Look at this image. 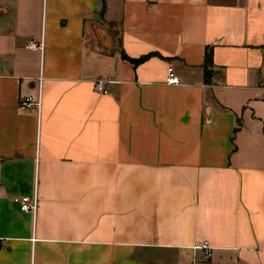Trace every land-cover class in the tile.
<instances>
[{
	"label": "crops",
	"instance_id": "0c3cea01",
	"mask_svg": "<svg viewBox=\"0 0 264 264\" xmlns=\"http://www.w3.org/2000/svg\"><path fill=\"white\" fill-rule=\"evenodd\" d=\"M192 262L264 264V0H0V264Z\"/></svg>",
	"mask_w": 264,
	"mask_h": 264
},
{
	"label": "built area",
	"instance_id": "2783aa9c",
	"mask_svg": "<svg viewBox=\"0 0 264 264\" xmlns=\"http://www.w3.org/2000/svg\"><path fill=\"white\" fill-rule=\"evenodd\" d=\"M42 46V42L39 41L34 42L30 41L26 45L28 48H40ZM41 77H39L38 83L40 84ZM180 81L178 75L174 72V69L172 66L167 67V77H166V82L168 84H178ZM97 87L101 90L102 89V84L101 81L97 82ZM105 92V91H104ZM42 105V100H41V95L40 92H38L36 97L33 96H24L19 99L18 102V108L21 110H35L37 115L40 113ZM14 200L19 203L20 209L23 211H34L36 208V198L35 197H29V196H20V197H15ZM193 248L195 249H202L205 253V256L210 255V246L206 242H196L193 245ZM185 264H195L194 262L192 263H185Z\"/></svg>",
	"mask_w": 264,
	"mask_h": 264
},
{
	"label": "trees",
	"instance_id": "16d2710c",
	"mask_svg": "<svg viewBox=\"0 0 264 264\" xmlns=\"http://www.w3.org/2000/svg\"><path fill=\"white\" fill-rule=\"evenodd\" d=\"M207 51H208V50H207ZM206 53H207V52H205V64L207 65V64H210V54H207V55H206ZM150 55H151V54H146V55L140 56V57H138V58H129V57H127L125 54H122V57H123V58H127L130 62H132L133 64L136 65V64H138V63H140V62L146 60L147 58H149Z\"/></svg>",
	"mask_w": 264,
	"mask_h": 264
},
{
	"label": "water",
	"instance_id": "95a60500",
	"mask_svg": "<svg viewBox=\"0 0 264 264\" xmlns=\"http://www.w3.org/2000/svg\"><path fill=\"white\" fill-rule=\"evenodd\" d=\"M100 36H101V43L103 44V46H105L106 50L111 53L112 46H111L107 33L104 31H101Z\"/></svg>",
	"mask_w": 264,
	"mask_h": 264
}]
</instances>
